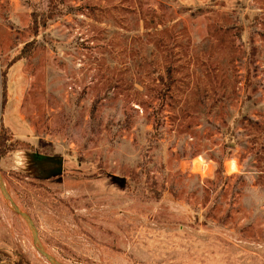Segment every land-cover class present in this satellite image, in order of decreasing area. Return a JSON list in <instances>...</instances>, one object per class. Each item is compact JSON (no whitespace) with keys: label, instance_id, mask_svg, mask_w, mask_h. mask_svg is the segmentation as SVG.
<instances>
[{"label":"rangeland","instance_id":"obj_1","mask_svg":"<svg viewBox=\"0 0 264 264\" xmlns=\"http://www.w3.org/2000/svg\"><path fill=\"white\" fill-rule=\"evenodd\" d=\"M0 175L65 264H264V0H0Z\"/></svg>","mask_w":264,"mask_h":264},{"label":"water","instance_id":"obj_2","mask_svg":"<svg viewBox=\"0 0 264 264\" xmlns=\"http://www.w3.org/2000/svg\"><path fill=\"white\" fill-rule=\"evenodd\" d=\"M50 174H51V173H50ZM47 176H48V175H47ZM0 181H1V182H0V185H1V189H2V192H3V194H4V197H5L7 200L10 201V203H11V205H12L14 211H15L16 213H18L22 218H24V219L27 221V223L30 225L31 230H32L33 235H34L35 243L38 244V248H39V250L41 251V253H42L43 255H45V256L48 258V260H49L52 264H65V263L59 261L58 259H56L53 255L49 254V253H48V252H47V251L41 246V244L39 243V239H38V237H37L36 226H35V223H34L33 219L31 218V216H30L27 212L23 211V210L19 207V205L14 201V199L12 198V196H11V195L9 194V192L7 191L6 187L3 185V183H2V179H1V175H0Z\"/></svg>","mask_w":264,"mask_h":264},{"label":"bare ground","instance_id":"obj_3","mask_svg":"<svg viewBox=\"0 0 264 264\" xmlns=\"http://www.w3.org/2000/svg\"><path fill=\"white\" fill-rule=\"evenodd\" d=\"M229 169L232 170V171H234V170L237 169V168H236V163H235L234 161L230 162V164H229Z\"/></svg>","mask_w":264,"mask_h":264}]
</instances>
